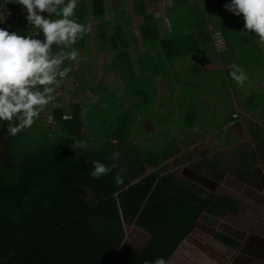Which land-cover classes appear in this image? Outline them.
I'll return each mask as SVG.
<instances>
[{
    "label": "trees",
    "instance_id": "trees-1",
    "mask_svg": "<svg viewBox=\"0 0 264 264\" xmlns=\"http://www.w3.org/2000/svg\"><path fill=\"white\" fill-rule=\"evenodd\" d=\"M188 1L172 0L168 14L172 16L171 12L182 4L186 18L181 22L187 20L188 27L161 37L152 16L145 14L142 0H135L136 14L143 20L140 34L144 42L151 33L159 47L179 46L175 55L181 56L188 51H183L186 42L182 43L180 33L189 34L197 48V44L204 43L197 33L203 31L208 38L219 33L229 52L232 45L228 33L246 32L242 17L226 20L229 12L220 6L214 10L213 6L203 9L202 5L200 10L202 0L190 5ZM102 3L92 0V16L94 7ZM188 17L193 20L189 21ZM11 32L27 35L25 21L19 20ZM202 52L205 51L198 49V53ZM160 58L172 60L168 56ZM118 59L122 60L123 55ZM138 94L146 91L129 84L122 96L131 101L128 109L119 112L118 103L112 115L102 114V110L97 117L98 112L90 110L91 118L82 116L79 106L72 105L71 117L64 119L62 106L52 108L51 103L46 108H50L54 122L52 128L42 126L45 133L41 137L42 146L34 154L18 160L7 148L2 150L0 264H144L157 257L168 261L197 220L207 222V216L223 217L227 210L238 211L237 203L223 197H217L215 203L203 200L198 196L203 190L190 187L168 173L166 160L176 150L145 147L140 140L146 137L134 141L132 132L139 119ZM110 100L118 99L111 94ZM141 101L145 102V98ZM7 141L6 138L1 147ZM117 150L121 155L112 160ZM93 161L108 166L115 164L116 168L98 180L93 179L90 176ZM208 164L210 170L217 172L216 179L220 182L224 174L216 169L217 160L212 159ZM150 168L152 171L146 173ZM119 169L125 171L123 183L118 185L114 177ZM208 177L213 178V174ZM244 177L238 180L244 181ZM123 222L134 223L149 235L140 252L124 246L112 254V249L118 248L124 238ZM215 239L230 247L238 246L223 235H216Z\"/></svg>",
    "mask_w": 264,
    "mask_h": 264
},
{
    "label": "crops",
    "instance_id": "crops-1",
    "mask_svg": "<svg viewBox=\"0 0 264 264\" xmlns=\"http://www.w3.org/2000/svg\"><path fill=\"white\" fill-rule=\"evenodd\" d=\"M102 1V5L94 7L92 16V0H78V6L73 18L85 26L91 23V32L84 34L82 38H78L77 42L71 46V48L77 49L80 55L74 61L65 60L61 66L62 68H70V72L68 78L56 87L53 93L55 100L52 102V108L61 105L64 118L71 117L72 105H78L81 115L88 116L89 118H91L89 114L90 110L96 113L112 106L116 107L118 103L121 105L120 112H122L131 106V101L124 100L122 97L129 84L138 89L144 88L146 94L137 95L139 108L136 111V115L141 119L140 130L135 129L132 132V138L137 142L139 137L149 138L155 135L154 132H164L162 125L158 130V127L153 125L148 118L147 114H149L151 109L142 110L141 107H146L148 103L152 105L156 104L159 97H162L164 100V97L167 96L166 108L173 106L171 111H169L172 114V119L175 118L173 121L184 110L188 112L187 114L184 113V117L187 119L189 117L194 121L193 127L199 128L201 133H209V135L202 134L203 136L201 137H193L192 135L186 137L185 130L181 133L182 135H177L175 128H173L171 133L165 132L166 139L172 143L170 149L176 150L175 154L166 160L169 163L168 167L171 170L176 169V167L181 165L180 157H182L183 168L188 167L192 175L188 179L183 178L184 176L180 178L175 177V179L190 184V187H199L203 192L198 196L203 200H210L211 203H215L217 197L221 196L216 192L213 193L210 188H206L205 186L207 185H203L206 182L201 179L200 175L213 174V178H207L218 182L216 179L217 172L209 168L208 162L212 159L217 160L218 165L216 169L220 174L225 175L223 181L227 188L242 191L243 187L237 179H240L242 176L247 177L248 174L254 175L256 174V170L261 172L257 175L255 182H260L259 176L261 177L264 174V86L260 85L257 89V85L253 84V90L256 91L257 89L258 92L256 91L252 95L242 96L236 90V94L240 97L247 98L245 103L242 105L233 99L231 104H228L223 98H216L214 102H212V98L207 99L206 76L202 77V79L200 78L198 82L180 80L179 78L181 77L180 74L186 71L185 66L187 65H193L188 68L189 72L196 73L199 77H201V73L210 74L211 72L231 67V65H228L218 57L222 52L228 53L220 34H211L208 38L203 34V31L202 33H197L198 38H202L204 42L200 44L203 45L200 48L201 51L213 52L214 54L213 57L209 56L199 61L201 65L197 73L195 66L198 64H195L197 60L194 58H198V47L196 48V42L190 39L189 34L180 33L183 36L182 43L186 42L183 51H188V53L176 56L175 53L179 52V46L175 47V45L168 44L165 47H159L157 42H154L151 33L147 34V42H144L140 34L143 20L136 14L135 0ZM171 2L172 0H142L145 14L152 16L153 23L157 27L161 37L173 34L172 31L174 29L168 23V17H170L168 14L172 10L171 6L173 4ZM65 3H67V0H65ZM192 3L194 2L188 1L189 5ZM0 4H3V0H0ZM6 8L10 11L11 15L7 16L3 23H0V28H7L11 33L13 26L19 20H24L27 34H29L30 29L28 27L30 25L25 19L27 15L26 10L18 3H15V0H13V3H8ZM52 18L57 19L59 16H53ZM207 28L211 29L210 25ZM175 30L178 32L177 28ZM37 38L43 40L42 35ZM62 48L65 51L71 50V48H65L64 45H52L54 53L59 52ZM120 55H123L122 60L118 59ZM231 55L233 56L234 63L240 64L243 70L247 72L254 71L252 65H244L247 61L245 56L234 57L233 54ZM163 56H168L172 60L163 61L160 58ZM183 57H190L192 61L190 60L189 63H186L187 65L181 68L179 66H181L180 63L183 61H180V59ZM175 73L177 78H174ZM171 75L172 77H170ZM212 84L215 87L217 85L216 80ZM107 90L108 94L106 93ZM69 94L70 97H67ZM111 94L116 95L118 100L115 102L110 100ZM61 95L63 96L61 97ZM232 95L235 97L234 93ZM143 98H145V102L141 101ZM252 100L255 101L253 108L250 106ZM156 107L162 108V101L161 107ZM223 109L229 111L230 114L223 126L215 128L212 125V128H209L201 124L203 113L210 112L212 114L223 111ZM45 111L43 113L47 117L46 119H48V116L52 117L50 108H45ZM234 114L237 115L236 119L232 117ZM158 123L160 124L161 122ZM44 125L52 128L48 122ZM148 126L151 127L150 130L147 129ZM87 129L88 127L85 126L84 131L87 132ZM208 140L209 142L207 143ZM140 141L143 142V140ZM81 142L77 141L76 143L80 144ZM142 142L140 143L142 144ZM151 144H156V142H151ZM164 148L165 146L160 145L158 149ZM240 155H245V160L247 161L246 164L239 165L247 167L243 171L237 168L236 165L232 166L233 162L229 163L230 159H238ZM217 157L224 160L220 161ZM196 163L198 164L195 165ZM249 164H251L250 167H248ZM228 165L230 166L228 167ZM197 172L199 175H197ZM237 172H240L239 175ZM172 174L174 175V173ZM198 181L203 182V184L197 183ZM238 211L243 216L235 214ZM238 211H231L232 215H226L225 220L234 226L248 229V224H252L253 222L252 211L246 206H239ZM202 215L207 216L205 212ZM207 217L208 221H210L212 220L210 218L219 216ZM255 218L254 215V220ZM207 224H199L195 228L196 230L193 235L186 240L184 239L177 246L178 248H176L172 255L174 257L173 262L182 258L183 264H227L228 262L243 264L242 260H235L237 254L230 246L220 243L215 239L216 235L222 234L216 232L214 229L206 230L208 229L207 227L212 228L211 226H207ZM261 228L258 229V234L261 233L264 237V228L263 230ZM231 240L240 246L238 241ZM248 248L250 251L254 248L257 250V253L264 257V245H261V248L249 245ZM253 259L248 264L264 263V258Z\"/></svg>",
    "mask_w": 264,
    "mask_h": 264
},
{
    "label": "clouds",
    "instance_id": "clouds-1",
    "mask_svg": "<svg viewBox=\"0 0 264 264\" xmlns=\"http://www.w3.org/2000/svg\"><path fill=\"white\" fill-rule=\"evenodd\" d=\"M8 3H13V0H3V4H0V23L11 15L6 8ZM15 3L26 10L25 19L31 31L27 35H20L17 32L10 33L7 28H0V122H8L5 128L10 136L30 128L55 100L53 93L56 87L68 78L70 72V68L61 66L65 60L74 61L80 55L71 46L78 38L91 32V23L85 26L73 18L78 0H67V3L65 0H15ZM224 8L242 17L244 29L264 42V0H231ZM53 16L59 18L53 19ZM41 35L43 40L37 38ZM53 44L64 45L71 50L65 51L62 48L54 53ZM231 68L229 75L243 86L248 80L243 67L232 64ZM50 119L53 121L48 116L47 122ZM120 155L121 152L117 150L111 159L116 160ZM114 168L115 164L108 166L93 161L90 176L98 180ZM124 171L119 169L115 173L118 185L123 183ZM144 264H167V261L157 257L151 262L146 260Z\"/></svg>",
    "mask_w": 264,
    "mask_h": 264
},
{
    "label": "rangeland",
    "instance_id": "rangeland-1",
    "mask_svg": "<svg viewBox=\"0 0 264 264\" xmlns=\"http://www.w3.org/2000/svg\"><path fill=\"white\" fill-rule=\"evenodd\" d=\"M189 1L192 2V1H199V0H189ZM230 2L231 0H202V2L199 5V9L203 10L206 7L210 8L211 6H213L215 10L217 7L220 6L223 10H225L224 5ZM192 4H195V2ZM202 5H203V9L200 7ZM185 11L186 10L184 6L182 4H179L178 8L171 12L172 16L168 17V23L169 25L172 26L174 30L175 28H177L179 31L182 29H186L188 27L187 20L184 22H181L184 20V18H186ZM239 17L240 16H235L231 12H229L226 20H229V19L234 20L235 18L238 19ZM222 19H224V16H222ZM188 20L192 21L193 17H188ZM228 37L231 39L230 42H231L232 48L230 49L228 53L222 52L221 54L218 55V57L221 60L225 61V63H227L228 65H232V64L238 65V63H234L233 58H232L233 56L231 54H233L234 57L235 56H239V57L245 56L247 61L245 62L244 65H252L254 68L253 72H247L244 70L248 76V80L245 82L243 86L237 84V82L234 81L229 75V73L232 71L231 67H226L225 70L222 69L221 71L219 70L214 71V72H211L210 74L201 73V77H199L196 73L189 72L188 68L193 66V65L186 64V63H189L190 60L192 61L190 57H183L180 59V61H183V62L180 63L181 66L179 67L182 68L184 65H187V66H185L186 71H183L180 74L181 77L179 78L180 80H187V81L191 80L192 82H198L200 81V78L202 79V77L206 76L207 78L205 79V81L207 82L206 91L208 93L207 94L208 100L212 98V102H214L216 98H223L228 104H231V101L235 99L238 103L243 105L247 98L240 97L238 94H236L235 92L236 90L242 96L252 95L256 93L260 85L264 86V42H261L259 37L256 36L255 34H253V36H250L249 32L247 31L245 32L243 30H239V32L234 33V34H232V32H229ZM197 45H198V49L203 47V45H200V44H197ZM209 56L213 57L214 56L213 52L205 51V52L199 53L198 58H194L197 60L195 64L196 65L198 64L197 66H195V68L197 69V73L199 72L200 65H201L199 61ZM174 75H175L174 78H177L176 73ZM170 77H172V75ZM214 80H216L217 82V85L215 87L212 84ZM253 84L257 85L256 91L253 90ZM58 93H60V91H58ZM106 93L108 94V90L106 91ZM232 93L235 94V97L232 95ZM62 96L63 95H61V97ZM67 97H70V94ZM164 98L165 99L163 100L162 97H159L157 99L158 103L153 104V105L151 103H148L146 107L144 106L141 107L142 110L151 109L149 111V114H147L148 118L150 119L153 125H156L158 127V130L160 129L162 125V129L164 131V132L158 131V133L154 132L155 135L152 134L153 136L149 137L146 140H143V143H144L143 146L158 150L159 146L162 145V146H165V149H170L172 147V143L168 139H166L165 132L171 133L173 131V128L176 129L177 135H180L183 132V130H185L186 137L188 135H192L193 137H197V136L201 137L203 135H209V133L207 132L201 133L199 128L193 127L192 124L194 121H192L191 118L189 117L188 119L184 117V113L187 114L188 113L187 111L185 112L184 110H182L180 115L177 117V119L173 121L175 118L172 119V114L169 112L171 111V108L173 106L171 108H166V101L168 100V97L166 96ZM161 101H162V108H157L156 106L161 107ZM254 104H255V101L252 100V102L250 103V106L253 108ZM114 110H115V107L112 106L108 109L103 110L102 114L112 115ZM118 111L120 112V110ZM99 113L100 112L97 113V117H99ZM229 116H230L229 111H227L226 109H223V111L212 113V114L210 112H206V113H203V120L201 124L206 125L209 128H212V125L215 128H218L219 126H223V124L227 121ZM43 121L44 123H46L47 119L44 118ZM13 122H15V118L13 119ZM140 122H141V119L139 117V119H137V128H135L136 130L137 129L140 130L139 128ZM158 122H161V123L159 124ZM7 123L8 122H0V144H2V142L6 138L8 140L4 148H3V145L2 147L0 146V156L3 155L2 150H5V148H7V150L11 153V155H14L18 160H20L29 155L34 154L42 146L41 137L43 138L45 133H44L43 127L39 123L38 118L36 119V122L30 128L20 131L15 136H10L6 133V128L4 126H6ZM171 123H172V126H171ZM48 124H51V126L53 125L52 121H48ZM3 127L5 129H3ZM147 129L150 130L151 127L148 126ZM151 142H156V144H151ZM208 142L209 140L207 141V143ZM145 143L149 145H145ZM230 161L229 163L233 162V164H231L232 166L236 165L237 168H239L242 171L245 170V168L247 169V167L239 166V165L246 164L247 161L245 160V155H240L238 159L233 158V159H230ZM180 162H181L180 166L176 167V169L174 170H171L169 168L167 172L174 173L175 177L180 178L182 175L181 174L179 175L177 171L178 169L182 170L184 167L182 157H180ZM197 164L198 163H196L195 165ZM250 165L251 164H249L248 167H250ZM229 166L230 165H228V167ZM151 171L152 169H147L146 173H149ZM239 173L240 172H237L238 175ZM197 175H199L198 172H197ZM184 178L188 179L189 177L187 174H184ZM222 218L225 219V216H223ZM202 223L203 222L200 221V224ZM122 228L124 231V238H125V244L123 246L128 247L132 251L140 252L141 249L146 245L148 241V236L141 230L137 229L133 224H127L123 222ZM207 228L208 229L206 230L212 229L209 227ZM118 249L119 248L114 247L111 251L112 254H115L118 251ZM173 258L174 257L171 256L169 260L167 261V264H183L182 258L174 262H173ZM227 264H230V262H228Z\"/></svg>",
    "mask_w": 264,
    "mask_h": 264
},
{
    "label": "water",
    "instance_id": "water-1",
    "mask_svg": "<svg viewBox=\"0 0 264 264\" xmlns=\"http://www.w3.org/2000/svg\"><path fill=\"white\" fill-rule=\"evenodd\" d=\"M4 127H3V129H5ZM0 146H1V144H0ZM187 170H189L188 167H187ZM253 174H254V172H253ZM181 175H182V173H181ZM253 176L254 175L248 174L247 177H244L245 178L244 181H240V180L237 179V181H239L240 184L242 185L243 189L248 190L249 187L254 189L252 199L250 198L252 203H249L246 199H244L243 196L240 197V194L234 193L233 191H231L230 189L225 187L224 184H219L218 182H215V181H213V180L201 175V179H203L204 182L207 181L208 183L211 184V186H213V187L210 188V190L213 193L216 192L218 195H220V196H222L224 198H227L230 201H233V202L237 203V205L239 204L238 207L239 206L240 207L246 206L248 209H250V211H252V221L253 222H252V224H248L247 223L249 225L248 231H245L244 228H241V227H238V226H234V225L228 223L222 217L218 218L219 219V223L217 222L213 226H211L212 229L216 230V232H218V233H220V234H222L224 236H227V237H229L231 239H234V240H236V241H238L240 243V246H238L236 248H233V247H230V248L233 249V251L236 252V254H237L235 256V258H236L235 260L240 259V260H242L243 264H248V262L250 260V258H248L249 254L246 253L243 250V247L245 246L243 238L246 236V232L248 234L256 236L255 237L256 240H258L261 243H264V238L259 237L257 235V233H256V230H257V228L259 226V221L262 220V217H264V202L254 198L256 192L260 193L261 194L260 196L264 197V181L262 182V184L259 187L252 186L251 181H252V177ZM262 179H264V174H263ZM197 183L203 184V182H200V181H198ZM226 188L228 190H226ZM254 215L256 217L255 220H254ZM210 219H212V220L208 221L209 223L211 221H214L213 218H210ZM199 224H200V222H199V220H197L193 230L188 234V236L185 238V240L190 238L193 235V233L196 230L195 228H197L199 226ZM133 225L135 226V224H133ZM136 228L139 229L138 227H136ZM147 236H148V240H149L150 237H149V235H147ZM124 244H125V238H123V240H122L121 244L118 246V248L124 247L123 246ZM235 260H234V262H235ZM230 264H232V262Z\"/></svg>",
    "mask_w": 264,
    "mask_h": 264
},
{
    "label": "flooded vegetation",
    "instance_id": "flooded-vegetation-1",
    "mask_svg": "<svg viewBox=\"0 0 264 264\" xmlns=\"http://www.w3.org/2000/svg\"><path fill=\"white\" fill-rule=\"evenodd\" d=\"M46 111L44 110V113H45ZM43 112L41 113V115H40V117L38 118V120L40 121L39 123L41 124V126H43L45 123L42 121V120H44V118L46 119L47 117H45V114H44ZM45 126V125H44ZM5 132V131H4ZM254 170V169H253ZM252 170V171H253ZM178 174L180 175L181 173H182V177L184 176V174H187L188 175V177H192V175H191V173L189 172V171H187V167L186 168H183V170H179L178 169ZM259 172H261V171H259V170H256V174H254L255 175V177H252V181H251V184H252V186H256V187H259L261 184H262V182L264 181V179H262V177H263V174L261 175V177L259 176V180H260V182L258 181H256L255 182V180H256V177H257V175L259 174ZM200 177H201V175H200ZM204 177H208V175L207 174H205L204 175ZM184 178V177H183ZM182 178V179H183ZM223 178H225V175H223ZM222 178V180L220 181V182H218V183H220V184H224V179ZM207 184V183H206ZM228 189H230V190H232V191H234V193H237V194H240V197L241 196H243L244 197V199H246L247 201L249 200L251 203H252V201H251V199H252V196H253V191H254V189L253 188H250L249 187V191L248 190H245V189H242V191H238L237 189H232V188H229L228 187ZM228 189H226V190H228ZM247 194V195H246ZM246 195V196H245ZM259 195V196H258ZM261 194L260 193H258V192H256V194H255V197L254 198H256L257 200H260V201H263L264 202V197L263 196H260ZM222 197V196H221ZM224 198V197H223ZM251 198V199H250ZM225 199H227V198H225ZM227 200H229V199H227ZM230 201V200H229ZM248 201V202H249ZM233 202V201H232ZM249 202V203H250ZM239 205V204H238ZM243 207H245V206H243ZM238 210H239V207H238ZM235 214H237L238 216H243L242 214H241V212L240 211H238L237 213H235ZM226 215H232L231 214V211H226V214L224 215V216H226ZM218 218H220V217H216V218H213V220L214 221H211L210 223L209 222H203L202 224H207V226H213L215 223H219V219ZM200 221H202V220H199V222ZM245 225V224H244ZM195 226V225H194ZM255 244H256V246H258V248H261V245H264V244H261V243H259V242H255ZM244 251H247V252H250V249H244ZM253 258H264V257H262L259 253H256V251H254L253 253H252V260H253ZM264 264V263H263Z\"/></svg>",
    "mask_w": 264,
    "mask_h": 264
},
{
    "label": "bare ground",
    "instance_id": "bare-ground-1",
    "mask_svg": "<svg viewBox=\"0 0 264 264\" xmlns=\"http://www.w3.org/2000/svg\"><path fill=\"white\" fill-rule=\"evenodd\" d=\"M28 28H29V27H28ZM206 183H207V184H203L204 186L207 185V186H205L206 188H207V187H208V188H211V187H212L211 184L208 183L207 181H206ZM260 227H262L261 230H263V228H264V217H262V220L259 221V226H258V228H257V230H256V233H257V235H258L259 237L262 236L261 233L258 234V229H259ZM244 230H245V231H248V229H244ZM255 237H256V236L251 235V234H248V233L246 232V236L243 238V241H244V244H245V246L243 247V250H244V249H249V248H248L249 245H251V247L256 246L255 242H256V241L259 242V241L256 240ZM261 238H264V237L262 236ZM259 243H261V242H259ZM261 244H264V243H261ZM254 251H256V253H257V250H255L254 248L251 249L250 252L245 251L246 253L249 254V257H248V258H250V260H249L248 263H250V262L252 261L251 258H252V253H253ZM253 260H254V259H253Z\"/></svg>",
    "mask_w": 264,
    "mask_h": 264
},
{
    "label": "built area",
    "instance_id": "built-area-1",
    "mask_svg": "<svg viewBox=\"0 0 264 264\" xmlns=\"http://www.w3.org/2000/svg\"><path fill=\"white\" fill-rule=\"evenodd\" d=\"M42 15H43V14H42ZM29 29H30V31H31V26L29 27ZM232 117H233L234 119H236V118H237V115L234 114ZM49 121H52V120L50 119Z\"/></svg>",
    "mask_w": 264,
    "mask_h": 264
}]
</instances>
